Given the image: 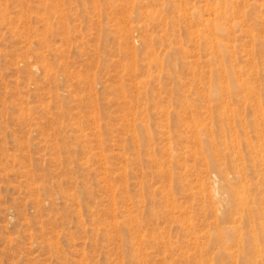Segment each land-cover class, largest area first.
Returning a JSON list of instances; mask_svg holds the SVG:
<instances>
[{
	"label": "rangeland",
	"instance_id": "374dc122",
	"mask_svg": "<svg viewBox=\"0 0 264 264\" xmlns=\"http://www.w3.org/2000/svg\"><path fill=\"white\" fill-rule=\"evenodd\" d=\"M0 264H264V0H0Z\"/></svg>",
	"mask_w": 264,
	"mask_h": 264
},
{
	"label": "bare ground",
	"instance_id": "6f19581e",
	"mask_svg": "<svg viewBox=\"0 0 264 264\" xmlns=\"http://www.w3.org/2000/svg\"><path fill=\"white\" fill-rule=\"evenodd\" d=\"M222 193V192H221ZM226 193V192H225ZM228 197V196H227ZM225 198V197H224ZM223 198V199H224ZM227 200V198H225ZM234 199L236 200H240L241 201V204L243 205L244 203H247V199L243 196V197H239L238 194L234 197ZM234 199L233 197L229 198L227 201H228V204H233L234 203ZM225 202V200H223ZM247 208V207H246ZM250 211V210H249ZM228 237H232L231 235L229 236L228 234Z\"/></svg>",
	"mask_w": 264,
	"mask_h": 264
}]
</instances>
